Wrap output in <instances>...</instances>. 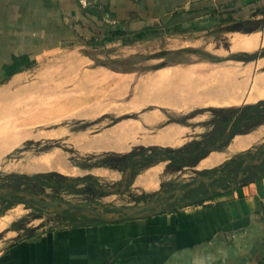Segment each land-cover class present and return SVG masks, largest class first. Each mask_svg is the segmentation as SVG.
I'll return each mask as SVG.
<instances>
[{"label": "rangeland", "instance_id": "374dc122", "mask_svg": "<svg viewBox=\"0 0 264 264\" xmlns=\"http://www.w3.org/2000/svg\"><path fill=\"white\" fill-rule=\"evenodd\" d=\"M79 3L82 8L99 11L101 19L97 15L92 16L91 13L84 15L82 22L53 15L52 17L41 15L37 18L30 8L27 14L18 11L11 15L0 14L1 21L13 22L15 25L13 30L5 32L0 30V41L6 40L3 39L2 32L4 35L12 34L13 38L8 37L11 44L8 49H13L17 53L27 52L35 59L32 66L0 81V94L3 95H0L3 97L0 98V114L5 113L0 116V124L3 121L1 125L5 127L4 129L0 125V192L22 188L11 197H31L30 194H33L39 199L92 201L95 207L100 206L98 202L112 205L141 204L159 192L160 182L161 185L166 183L180 185L196 175L198 170L207 169L208 165L198 163L193 167L189 165L192 162L184 163L180 158L175 161H180L178 163L180 166H177L180 168L170 171L166 170L165 166L168 164L172 167L176 164L166 159L157 161L145 170L143 166L147 160L136 157L134 171L138 175L131 184L125 186L128 180L125 177L127 160L132 151L152 152L162 150L163 147L171 148L173 152L184 148L191 150L195 144H201L200 141L213 139L230 121L233 124L238 121L237 114H232L226 123L220 124L219 122L225 118L222 117L219 108L225 107L182 106L175 111L165 110V114L157 118L152 116L155 118L147 125L144 124L145 126L139 122V127H134L130 131L131 141L128 142V150L121 153L112 150H93L83 147V144L88 141V135L102 130L105 125L112 124L119 117L126 114L137 115L141 112V109L138 110L131 105L128 99L129 85L136 75L162 65L181 67L190 62L216 58L218 53L226 55L227 39L231 35L229 32L225 34L223 28L226 26H220L216 17H208L207 20L201 17L192 28L190 25L183 28L182 26L158 28L128 43L121 37L102 39L103 30L100 34L96 32L101 22L121 27L119 22L113 21L112 13L107 11L108 0H79ZM42 17L50 23L44 24V21H41L42 24L39 23L40 26L33 30L23 28L24 23L30 27ZM93 21L97 25H94ZM105 26L107 25H104V29ZM48 36L55 39L56 43L48 40ZM93 39L100 41L95 42ZM213 51L217 54L214 55ZM2 75L0 69V77ZM252 103L254 102L250 104ZM93 105L98 109L83 112ZM1 108L5 109V112ZM157 112L161 113L159 110L155 111ZM244 113L246 111L242 110V114ZM263 119L259 117V121ZM169 120L173 124L161 126ZM178 120L184 125L179 126L181 128L177 131L178 126L175 122ZM132 121L130 118L121 119L115 127ZM253 122L248 126L255 124ZM2 128L5 131L3 133ZM165 128L171 130L172 135L170 134L168 138L164 135L168 132ZM261 131L264 133V130ZM140 144L143 146H138ZM148 144L161 146L152 148L146 146ZM127 151L130 153L123 157ZM112 152L118 155L112 158L106 154ZM103 156L121 167L99 164L98 162L104 159ZM30 176L54 183L75 176H88L96 178L106 189L122 190L102 191L95 181L50 185L30 180ZM4 200H0V209L7 204V199ZM7 206L6 217L4 216L6 221L2 229L7 227L22 229L21 234L26 233L28 228L45 230L85 220L81 218L84 215H77L74 212L72 213L79 217L72 219L65 212L58 214L22 202ZM7 235V238L5 234L0 239V248L11 234Z\"/></svg>", "mask_w": 264, "mask_h": 264}, {"label": "crops", "instance_id": "0c3cea01", "mask_svg": "<svg viewBox=\"0 0 264 264\" xmlns=\"http://www.w3.org/2000/svg\"><path fill=\"white\" fill-rule=\"evenodd\" d=\"M29 8L37 18L41 15H51V17L53 15L77 21L85 14L79 0H0V14L3 15H11L17 11L27 14ZM107 8V11L112 13L113 21L119 22V26L124 29L132 30L153 22H156L161 29L176 26L183 28L186 25L192 28L196 20L201 17L206 20L208 17H216L220 26H226L223 28L225 34L229 32L231 37L227 39L226 55L218 53L216 58L190 62L181 67L162 65L136 75L129 85L128 99L129 103L138 110L141 109V112L117 119L112 124L105 125L103 131L98 130L88 135V141L83 147L121 153L128 150L127 145L131 141L132 130L129 131V128H138L139 122L145 126L153 118L165 114V110L175 111L182 106L239 107L264 100V95H257L258 90L254 85L258 79L264 77V0H108ZM41 21H44V24L50 23L42 17L30 27L24 23L23 28L36 29L40 26L39 23L42 24ZM12 23L0 20V30L5 32L15 29ZM3 32L1 35L6 40L0 41L1 70L4 63L10 62L12 54L27 53L23 51L17 53L13 49H8L11 45L9 39L13 37L12 34L4 35ZM65 34L68 35L67 32ZM49 38L48 36V40L56 43L55 39ZM245 38H252L253 42L241 46ZM212 53L217 54L216 51ZM171 67L177 68L173 71ZM181 69L185 72L188 69L189 74L183 72L182 75ZM226 81L229 84L233 82L229 86L226 85L228 84ZM193 84H195L194 88ZM233 85L236 87L235 91L231 90ZM239 85L241 90L238 88ZM224 87L225 89L229 87L227 92L233 91L234 95H227L228 93L224 92L226 90H222ZM94 106L83 112H92V109L97 108ZM156 110L161 113H155ZM152 112L155 117L151 116ZM124 118L133 119L134 122L130 123L133 125L126 122L124 124L127 128L121 125L115 127ZM180 121L175 124L184 125ZM170 122L173 123L169 120L161 126H170ZM179 126L177 131L181 128ZM119 127L126 131L121 132ZM113 130L121 134L118 132L115 134ZM261 130H264V119L243 131L236 132L225 144L207 152L199 159L197 157L189 165L195 167L198 163L204 164V159L212 154L216 160L207 163V168H212L231 156L253 149L264 140V133ZM127 131L129 136L125 134ZM170 131L169 129L167 137L171 134ZM124 134L127 136L126 139ZM242 137L243 142L240 141ZM236 138L239 140L234 143ZM248 140L251 141L247 143ZM114 144L118 145L117 148H114L116 146ZM138 146L142 147L143 144ZM157 161L159 160L146 163L144 169L147 170ZM167 166L168 164L165 166L166 170L170 171L180 168ZM201 170L203 169L198 172ZM136 175L138 174L135 172L133 181ZM5 212L0 215V219L3 218V224H0V239L5 234L6 238L7 234L11 235L0 248V264H264V170L262 169L245 170L237 181L227 183L217 192L191 203L173 205L158 213L114 222L89 221L45 230L35 228L21 234L22 229H12V227L2 229L6 221ZM246 216V222L239 228L233 227L234 222Z\"/></svg>", "mask_w": 264, "mask_h": 264}, {"label": "water", "instance_id": "95a60500", "mask_svg": "<svg viewBox=\"0 0 264 264\" xmlns=\"http://www.w3.org/2000/svg\"><path fill=\"white\" fill-rule=\"evenodd\" d=\"M263 110L259 109L253 113V115L257 113H262ZM130 114H126L125 116L123 115L120 118L127 117ZM252 118V117H251ZM243 125V121L239 122L236 126L231 127L227 130H225L221 135L218 136V138L215 140L214 144H207L203 148H201L200 152L197 153L196 150H180L177 149L175 152H171L168 150H158V151H152V152H143V151H132L130 153V156L127 160V183L125 186H128L129 184L132 183L133 177H134V161L136 157H142L144 160H147L148 162L155 161V160H171V159H180L182 157L186 156H194L197 155L198 159L203 157L207 152L217 149L219 145L221 144V140L223 138H226L228 136H232L237 132V128ZM264 147V140L256 147L253 149H250L248 152L249 154H242L239 156V159L245 160L242 165L239 167L238 172L240 174L243 173V170L245 166L249 165L255 158H257L259 155L263 156V153H260V150ZM153 148V147H152ZM233 157H237L234 155ZM227 160L221 162L225 163ZM220 164L216 165L219 166ZM215 166V167H216ZM30 180H35V181H42L50 185H65V184H70V183H76L78 181H95L99 189L102 191H108V192H119L120 190L117 189H106L101 183L94 177H88V176H75L72 178H68L66 180H63L59 183H54L51 181L43 180L40 177H35V176H30ZM210 178L204 174H197L195 177L187 180L186 182L180 184V185H175L171 189L167 191H159L157 192L151 199L137 205H112V204H103L99 203V207L94 206V202H72V201H67V200H62V199H39L35 197L33 194H30L31 197H11L12 194L19 193L22 188H14L8 191L0 192V198L7 199V204L4 205L0 209V215H2L6 208L7 205H10L12 203H26L30 204L33 206H36L40 209L48 210V211H53L58 214H62L64 212H74L75 214H80L84 215L88 218H94L98 219L100 221L104 222H114V221H119V220H125V219H131V218H137L141 217L147 214L151 213H158L161 211H164L168 209L169 207L173 205H181V204H186V203H191L194 200H198L199 198H203L206 196H209L212 194V190L205 196L201 197H196V198H191V197H185L183 198L182 195L186 193L188 190L191 188L196 187L199 185L201 181L206 182ZM237 181V180H236ZM168 198H164L165 196H169ZM104 209H109V210H104ZM247 216L234 222L233 227L234 228H239L240 225H242L244 222H246Z\"/></svg>", "mask_w": 264, "mask_h": 264}, {"label": "flooded vegetation", "instance_id": "af4514ba", "mask_svg": "<svg viewBox=\"0 0 264 264\" xmlns=\"http://www.w3.org/2000/svg\"><path fill=\"white\" fill-rule=\"evenodd\" d=\"M259 109H262L263 112L253 115V113L255 111L259 110ZM245 111H246V113H244L241 116H239V120L236 121L234 124H233V122L231 123V121H230L219 132V134L216 135L213 139L211 138L210 140H202V141H200L201 144L200 143L195 144V146L191 150H196L197 149L198 150L197 153H199L201 148H203L207 144H214L215 140L218 138L219 135H221L225 130L236 126L241 121H243V125L237 128V132H240L242 128L244 129L245 127L248 126L249 123L253 122L254 120L255 121L253 123L258 122L259 121V117L264 118V102L259 103L257 105H254L251 109H248V110H245ZM224 121H227V120H224ZM231 124H233V125H231ZM249 127H250V125L247 128H249ZM247 128H245V129H247ZM230 137L231 136L223 138L221 140V144L219 145V147L222 146L223 144H225L230 139ZM204 141H206L205 144H204ZM256 147H254V148H256ZM184 150H185V148H184ZM248 151H245V152H242V153H238L236 155L237 157L231 156V157L227 158L228 161H226L225 163L220 164L219 166L214 167L213 169H209L208 171H200V172L196 173V175L197 174H204V175L208 176L210 179L207 180L206 182L201 181L199 183V185H197L193 189H190V191H192V192H188L187 191L186 193H184L182 195V197L183 198H185V197L196 198V197H201L203 195L206 196L210 192V190H212V194H213V193L217 192L219 189H221L227 183H232V182H235L236 180L240 179L241 178V174L238 172V169H239V167L242 165V163L245 160L239 159V156L242 155V154H249ZM263 152H264V147L260 150V153H263ZM196 158H197V155L186 156V157H182L181 160L184 163H186V162H189V163L192 162L193 163V161ZM227 159H225V160H227ZM170 161L173 164H176V165H173V166H179L178 163L180 161L179 162H175L176 160H174V159H171ZM258 169L264 170V155L263 156L259 155L249 165L245 166L243 172L245 170L254 171V170H258ZM173 186H175V185H171V183L162 184V185H160V189H158V190L159 191H167V190L171 189ZM170 196L171 195H169L167 197L165 196L164 198H168ZM0 200L5 201L4 198H0ZM6 201H8V200H6Z\"/></svg>", "mask_w": 264, "mask_h": 264}, {"label": "trees", "instance_id": "16d2710c", "mask_svg": "<svg viewBox=\"0 0 264 264\" xmlns=\"http://www.w3.org/2000/svg\"><path fill=\"white\" fill-rule=\"evenodd\" d=\"M82 9H83V11L85 13L84 15H87V13L88 14L91 13L92 15L93 14L95 16L97 15L98 18L101 19L97 12H92L90 9H87V7L82 8ZM81 22H82V20H81ZM93 22H94V25H95L96 24L95 21H93ZM104 25H107V26H105V29L103 28ZM158 28H159L158 24L154 23V22L150 23V24H145V25L141 26L140 28H135V29H132V30L124 29L122 27H116L114 25H110V24H106V23H102L101 22L99 24V29H97L96 32L98 34H100L102 32L101 30H103V32H102L103 35L101 37L102 39L111 40V39H115V38L121 37L125 43H128V42H130V41H132L134 39H139V38L145 36V34H147L149 32H154ZM93 40H95V42L100 41V40H96V39H93ZM93 40H92V42H94ZM34 63H35V59L31 58L27 53H23V54H19V55L12 54L10 62L4 63L2 65V67H1L3 75L0 77V81H3L5 79H7L10 75H12L15 72L21 71L24 68H28V67L32 66ZM262 102H264V100H260V101L254 103V104H245V105H242V106H239V107L219 108V112L223 115L222 117L225 118V119H222L221 122H219V123L223 124L224 122H226L224 120L230 119L232 114H237V116L239 117V116L242 115V113H241L242 110L245 111V110L251 109L254 105H257V104L262 103ZM162 149L163 150H168V151H171V152L173 151V149L168 148V147H163ZM106 154H108L111 157L114 156V155H118V153H115V152L106 153ZM127 154H129V152L125 153L123 155V157H125ZM103 158L104 159H102V160H100L98 162L99 164H106V165H109V166L121 167V165H115V164L111 163L108 160L107 157L103 156ZM174 160H177V159H174ZM213 168L214 167L207 168V169H203L201 171H208L209 169H213ZM171 207H169V208H171ZM65 213H67L69 218H72V219H75V218L79 217V216L74 215L72 212H65ZM81 218H83L85 220L81 221V222H78V223H84V222H87V221L88 222L89 221H100L98 219H89V218H87L85 216H81ZM74 224H77V223H74ZM27 231H31V228H28Z\"/></svg>", "mask_w": 264, "mask_h": 264}, {"label": "bare ground", "instance_id": "6f19581e", "mask_svg": "<svg viewBox=\"0 0 264 264\" xmlns=\"http://www.w3.org/2000/svg\"><path fill=\"white\" fill-rule=\"evenodd\" d=\"M236 42H237V41H236ZM252 42H253L252 38H245V40H243V42H242L243 45H241V46H244L245 44H246V46H247V45L251 44ZM240 44H241V43H240ZM240 44H239V46H240ZM234 45H235V44H234ZM235 46H236V45H235ZM80 57H81V56H80ZM67 58H68V57H67ZM71 60H72V59H71ZM68 61H69V60H68ZM75 61H76V60H75ZM81 61H82V60H81ZM202 63H203V62H202ZM72 64H73V63H72ZM177 67H178V65H177ZM177 67H175V69H176ZM70 68H71V67H70ZM103 68H104V67H103ZM171 68H172V67H171ZM172 69H173V71L175 70L174 68H172ZM188 69H189V68H188ZM188 69H186V72L189 74V72H188L189 70H188ZM169 70H170V69H169ZM181 70H182V69H181ZM223 70H224V69H223ZM68 71H69V70H68ZM88 71H89V70H88ZM103 71H104V70H103ZM176 71H178V70H176ZM95 72H96V71H95ZM101 72H102V71H101ZM106 72H107V71H106ZM106 72H105V73H106ZM166 72H167V71H166ZM178 72H179V71H178ZM178 72H176V73H178ZM183 72H185L184 69L182 70V73L179 72V74L181 73L182 75H184ZM186 72H185V73H186ZM217 72H218V71H217ZM233 72H234V71H233ZM107 73H108V72H107ZM159 73H160V72H159ZM159 73H158V75H159ZM171 73H172V72H171ZM171 73L169 72V74H171ZM187 73H186V74H187ZM229 73H230V71H229ZM72 74H73V73H72ZM110 74H111V73H110ZM154 74H155V73H154ZM162 74H163V72H162ZM164 74H165V73H164ZM173 74H174V72H173ZM179 74H178V75H179ZM231 74H232V73H231ZM238 74H239V73H238ZM73 75H74V74H73ZM105 75H107V74H105ZM236 75H237V74H236ZM166 76H167V75H166ZM169 76H170V75H169ZM171 76H172V75H171ZM186 76H187V75H186ZM186 76H185V77H186ZM221 76H222V75H221ZM226 76H228V75H226ZM226 76H225V77H226ZM231 76H232V75H231ZM71 77H72V76H71ZM107 77H108V76H107ZM154 77H155V76H154ZM185 77H184V78H185ZM228 77H230V76H228ZM228 77H227V78H228ZM81 78H82V77H81ZM144 78H145V77H144ZM163 78H164V77H163ZM179 78H181V76H180ZM179 78H178V79H179ZM196 78H197V77H196ZM204 78H205V77H204ZM209 78H210V76H209ZM218 78H219V77H218ZM164 79H165V78H164ZM168 79H169V78H168ZM171 79H172V78H171ZM187 79H188V78H187ZM219 79H220V78H219ZM232 79H233V78H232ZM80 80H81V79H80ZM80 80H79V81H80ZM84 80H85V79H84ZM123 80H124V79H123ZM125 80H126V79H125ZM139 80H140V79H139ZM181 80H182V79H181ZM191 80H192V79H191ZM191 80H190V82H191ZM203 80H205V79H203ZM223 80H225V79H223ZM228 80H229V79H228ZM228 80H227V81H228ZM233 80H234V79H233ZM121 81H122V80H121ZM173 81H175V80H173ZM184 81H185V80H184ZM201 81H202V80H201ZM211 81H212V80H211ZM227 81H226V82H227ZM89 82H90V80H89ZM95 82H96V81H95ZM140 82H141V81H140ZM177 82H178V81H177ZM182 82H183V81H182ZM187 82H188V80H187ZM196 82H197V81H196ZM215 82H216V81H215ZM217 82H218V81H217ZM217 82H216V83H217ZM221 82H222V81H221ZM229 82H230V80H229ZM229 82H227L228 84H226V85L231 86V84H232L233 81L231 82V84H229ZM240 82H241V81H240ZM175 83H176V82H175ZM87 84H88V83H87ZM91 84H92V82H91ZM120 84H121V83H119V85H120ZM124 84H125V83H124ZM127 84H128V83H127ZM173 84H174V83H173ZM176 84H177V83H176ZM182 84H183V83H182ZM190 84H191V83H190ZM207 84H209V83H207ZM218 84H219V83H218ZM223 84H224V83H223ZM235 84H237V83H235ZM238 84H239V83H238ZM243 84H244V83H243ZM263 84H264V77H261L260 79H258L257 82H256V84H254V85L257 87V89H256V90H258V94H257V95H259V96L264 95V86H262ZM183 85H184V84H183ZM188 85H189V83H188ZM194 85H195V84H193L192 87H193ZM211 85H212V83H211ZM122 86H123V85H122ZM122 86H121V87H122ZM146 86H147V85H146ZM180 86H181V85H180ZM186 86H187V84H186ZM215 86H217V84H216ZM224 86H225V84H224ZM49 87H50V86H49ZM82 87H83V86H82ZM91 87H92V86H91ZM117 87H118V86H117ZM169 87H170V85H169ZM184 87H185V86H184ZM194 87H195V86H194ZM194 87H193V88H194ZM86 88H88V87H86ZM95 88H96V87H95ZM182 88H183V87H182ZM182 88H180V89H182ZM211 88H212V87H211ZM225 88H226V87L222 88V90L224 89V90H226V91H224V92H227V91H228L227 89H228L229 87H228L227 89H225ZM234 88L236 89L235 85H233V88H232V89H231V87H230L231 90H234ZM238 88H240L239 90H241L240 85H239ZM19 89H20V88H19ZM91 89H92V88H91ZM175 89H176V88H175ZM183 89H184V88H183ZM186 89H187V88H186ZM206 89H208V88H206ZM21 90H22V89H21ZM169 90H170V89H169ZM190 90H191V89H190ZM194 90H195V89H194ZM91 91H93V89H92ZM166 91H168V90H166ZM182 91H183V90H182ZM185 91H186V90H185ZM205 91H206V90H205ZM205 91H204V92H205ZM220 91H221V90H220ZM220 91H219V92L216 91V93L218 92V94H219ZM234 91H235V90H234ZM169 92H170V91H169ZM183 92H184V91H183ZM187 92H188V91H187ZM201 92H202V91H201ZM201 92H199V93H201ZM208 92L211 93V91H208ZM214 92H215V91H214ZM184 93H185V92H184ZM197 93H198V92H197ZM216 93H215V94H216ZM227 93H228V92H227ZM237 93H238V92H237ZM8 94H10V93H8ZM164 94H165V93H164ZM202 94H203V93H202ZM208 94H209V93H208ZM229 94H233V91H232V92L230 91L227 95H229ZM0 95H2V94H0ZM14 95H15V94H14ZM165 95H166V94H165ZM178 95H179V94H178ZM225 95H226V94H225ZM225 95H224V96H225ZM233 95H234V94H233ZM2 96H3V95H2ZM2 96H1L0 98H3ZM4 96H5V95H4ZM168 96H169V95H168ZM179 96H180V95H179ZM179 96H178V98H179ZM189 96H190V95H189ZM5 97H6V96H5ZM165 97H166V96H165ZM171 97L174 98V96H171ZM180 97H182V96H180ZM200 97L202 98V95H201ZM204 97H205V96H204ZM234 97H235V96H233V98H234ZM102 98H104V97H102ZM191 98H192V97H191ZM197 98H198V97H197ZM197 98H196V99H197ZM99 99H100V98H99ZM161 99H162V98H161ZM163 99H164V98H163ZM166 99H167V98H166ZM228 99H230V98H227V100H228ZM4 100H5V99H4ZM7 100H8V99H7ZM9 100H11V99H9ZM96 100H97V99H96ZM164 100H165V99H164ZM186 100H187V99H186ZM190 100H191V99H190ZM197 100H198V99H197ZM223 100L225 101V99H223ZM98 101H99V100H98ZM161 101H162V100H161ZM192 101H193V100H192ZM217 101H218V100H217ZM6 102H7V101H6ZM9 102H10V101H9ZM9 102H8V103H9ZM199 102H201V101H199ZM10 104H11V103H10ZM10 104H9V105H10ZM186 104H187V103H186ZM86 106H88V105H86ZM98 106H99V105H98ZM103 106H104V105H102V107H103ZM99 107H100V106H99ZM83 108H84V107H83ZM86 108H87V107H86ZM1 109H3V108H1ZM95 109H96V108H95ZM97 109H98V108H97ZM78 110H79V109H78ZM92 110H94V109H92ZM2 111L5 112V109H3ZM2 111H1V112H2ZM4 114H5V113H4ZM4 114H3V112H2V114H0V116H2V115H4ZM147 116H149V115H147ZM151 116H154V115H151ZM145 117H146V116H145ZM150 118H151V117H150ZM127 121H128V120H127ZM2 122H3V121H1V124H2ZM3 123H4V122H3ZM121 123H122V122H121ZM125 123H126V122H125ZM130 123H131V122H129V124H130ZM136 123H137V122H136ZM170 123H171V122H170ZM1 124H0V125H1ZM129 124H128V125H129ZM172 124H173V123H172ZM130 125H133V124H130ZM176 125H177V124H176ZM1 126L3 127V125H1ZM121 126L126 127L125 124H124V125H121ZM174 126H175V125H174ZM178 126H179V125H178ZM130 127H131V126H130ZM132 127H133V126H132ZM162 127H163V126H162ZM165 127H166V126H165ZM3 128L5 129V127H3ZM3 128L1 129V130H2L1 132H2V133L5 132V131L3 130ZM126 128H127V127H126ZM128 128H129V127H128ZM135 128H136V127H135ZM182 128H183V127H182ZM122 129H123V128H122ZM122 129H120V127H119V130H121V132H125V131H126V130H122ZM162 129H163V128H162ZM165 129H166V128H165ZM170 129H171V128H170ZM176 129H177V128H176ZM127 130H128V129H127ZM130 130H131V129L129 128V131H130ZM7 131H8V133L11 132L10 130H7ZM12 131H13V130H12ZM113 131H114V130H113ZM115 131H116V130H115ZM115 131H114V133H115ZM129 131H127V133H125V134L128 135V134H129ZM166 131H167V129H166ZM172 131H173V130H172ZM117 132L119 133V131H117ZM117 132H116V133H117ZM121 132H120L119 134H121ZM164 132H165V130H164ZM168 132H169V128H168ZM176 132H177V131H176ZM2 133H1V134H2ZM116 133H115V134H116ZM165 133H166V132H165ZM173 133H174V132H173ZM178 133H179V132H178ZM122 134H123V133H122ZM125 134H124V135H125ZM94 135H95V134H94ZM164 135H165V134H164ZM171 135H172V134H171ZM176 135H177V134H176ZM114 136H116V135H114ZM114 136H113V137H114ZM117 136H118V135H117ZM128 136H129V135H128ZM166 136H167V133H166ZM6 137H7V136H6ZM107 137H108V136H107ZM120 137H121V136H120ZM122 137H123V136H122ZM7 138H9V137H7ZM12 138H13V137H12ZM12 138H10V139H12ZM95 138H96V137H95ZM111 138H112V137H111ZM117 138H119V136H118ZM126 138H127V136L125 135L124 139H126ZM167 138H168V137H167ZM10 139H9V140H10ZM112 139H113V138H112ZM122 139H123V138H122ZM241 139H243V137L240 138V141H241ZM105 140H106V139H105ZM168 140H169V139H168ZM174 140H175V139H174ZM238 140H239V139H238ZM238 140H237V138H236V139L234 140V143H236ZM98 141H99V139H98ZM109 141H110V140H109ZM118 141H120V140H118ZM13 142H15V141H13ZM241 142H243V141H241ZM98 143H99V142H98ZM109 143H110V142H109ZM113 143H114V142H113ZM239 143H240V142H239ZM110 144H111V143H110ZM110 144H109V145H110ZM118 144H119V142H118ZM114 145H116V144H114ZM122 145H123V144H122ZM237 145H238V144H237ZM3 146H4V144H3ZM5 146H6V145H5ZM117 146H118V145L114 146V148H115V147L117 148ZM120 146H121V145H120ZM123 146H124V145H123ZM119 148H120V147H119ZM124 148H125V147H124ZM213 160H216V158H215V156H213V155L211 154L210 157H207L206 159H204V161H205L204 164H205V163L207 164V163H209V162H213ZM217 160H218V159H217ZM13 207H14V206H13ZM15 208H17V207H15ZM5 217H6V215H5ZM7 217H8V216H7ZM4 220H5V219H4ZM0 224H3V218L0 219Z\"/></svg>", "mask_w": 264, "mask_h": 264}]
</instances>
